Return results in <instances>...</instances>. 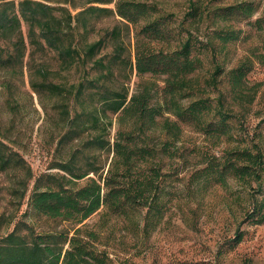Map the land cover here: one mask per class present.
Returning a JSON list of instances; mask_svg holds the SVG:
<instances>
[{
    "label": "trees",
    "instance_id": "1",
    "mask_svg": "<svg viewBox=\"0 0 264 264\" xmlns=\"http://www.w3.org/2000/svg\"><path fill=\"white\" fill-rule=\"evenodd\" d=\"M196 1H190L186 12L192 18L204 15L201 2ZM17 4L18 8L14 0L0 1V32L15 31V47L24 48V21L29 44L39 35L42 48L54 50L67 66L78 63L84 73L70 87L72 102L60 104L64 124L55 149L63 154L53 158L46 170L33 174L22 155L0 138V169L12 171L22 186L20 192L12 193L19 200L17 205H21L31 184L23 215L31 210L38 217L69 225L37 230L32 223L22 218L14 220L12 215L5 222L6 230L0 233V264H117L101 240V229L112 223L113 232L117 224L142 239L150 236L171 203L181 199L188 187L181 174L187 160L186 148L180 142L183 125L201 133L213 145L233 140L230 121L241 119L255 94L246 81L254 61L246 57L230 68L226 72L228 96L223 92L213 96L221 81L222 66L214 64L207 77L198 75L202 59L194 53L197 37L190 29H185L181 37L180 29L175 28L170 16L160 13L157 4L116 0L114 11L120 24L105 34L111 42L110 52L98 56L105 38L87 43L82 53L75 44L73 21L99 8L88 6L72 14L66 7L39 0H18ZM102 9L113 12L111 8ZM255 11V0H237L207 13L228 22L248 19ZM260 19L254 20L259 28ZM132 29L135 45L131 52L123 36ZM239 33L227 25L215 28L213 37L224 45ZM174 40L178 41L176 46L171 44ZM256 59L264 65V54ZM88 62V69L96 71L94 76L87 74ZM126 71L138 77L130 95L124 85L112 84L117 74ZM53 88L59 90L57 85ZM259 122L264 123V117ZM111 127L114 133L110 138ZM254 133L252 138L258 136L259 140L250 146L236 144L219 156L210 153L206 165L194 170L192 177L198 189L217 184L228 190L230 180L248 189L256 183L262 196L258 199L249 194V217L254 223H262L264 133ZM193 151L203 153L198 146ZM174 181L175 186L170 188ZM234 197L239 201L243 194L237 191ZM94 213L100 216L98 229L84 222ZM235 237L237 243L242 234Z\"/></svg>",
    "mask_w": 264,
    "mask_h": 264
},
{
    "label": "rangeland",
    "instance_id": "2",
    "mask_svg": "<svg viewBox=\"0 0 264 264\" xmlns=\"http://www.w3.org/2000/svg\"><path fill=\"white\" fill-rule=\"evenodd\" d=\"M14 1L15 7L18 8V0ZM39 1L66 7L72 14L88 6L99 8L81 14L73 21L76 32L75 44L83 53L87 43L105 38V46L96 56L110 52L111 42L105 34L115 24H120V18L114 11L116 0ZM136 1L157 4L160 13L170 16L175 28L180 29L181 37L185 36V29L193 32L197 37L198 46L194 53L202 59V67L197 71L198 75L207 77L214 64L222 66L221 81L217 89L213 91V96H216L218 92L228 96L229 85L226 72L246 57L254 61L250 72L246 75V81L251 87L250 90H255V94L253 101L247 104L248 110L241 119L230 121L234 136L231 141L223 140L218 145H213L204 135L183 125L180 142L186 148L187 160L183 163L184 169L181 174H184L182 182L188 187L181 199L171 203L164 219L149 237L146 239L137 237L119 229L116 223V225L113 224L115 225L113 232L112 223H110L107 228L101 229L103 232L100 236L101 240L106 244L107 250L117 264H197L201 262L264 264V221L254 223L249 217L252 206L248 199L249 194H255L258 199L262 196V193L258 192L256 183L248 189L249 187L243 188L237 181L230 180L228 190L217 184L198 189L194 183L196 178L192 177L194 170L206 165L210 153L213 152L219 156L223 150L236 144L250 146L253 141L259 140L258 136L252 138L256 134L254 132L264 133V123L259 122L264 117V65L256 59L257 55L264 54V0H255L256 11L252 17L231 19L228 22L208 15L207 10L212 11L215 6L230 4L237 0ZM190 1L201 2L200 8L204 15L200 18L188 16L186 12ZM102 8H111L113 12H107ZM257 17H261V28L254 24ZM227 25L240 30V33L236 39L223 45L219 39L213 37V30ZM27 28V24L22 21L21 30L25 36L24 48L15 47V31L9 34L0 32V57L7 60L0 61V138L8 146L16 149L30 166L33 174H37L46 170L53 158L63 154V151L59 153L55 149L59 132L64 124V120L61 119L60 104L72 102L73 92L70 87L83 76L84 69L78 63L67 66L54 50L42 48L39 44L42 40L37 34L34 43L29 44L26 37ZM123 38L127 48L132 52L135 45V30L132 29L129 35L124 34ZM177 42V40L172 41V46H176ZM89 66L90 62L86 64L87 74L89 72L88 76H94L96 71L88 69ZM137 82L138 77L135 72L130 74L120 72L112 84L124 85L130 95ZM54 85H57L59 90L53 88ZM234 109L240 110L238 106H234ZM113 133L114 128L111 127L110 138ZM261 145H264V142ZM68 146L69 143L66 144L64 151ZM194 146L201 148L203 153L196 154L193 151ZM174 162H176L175 159ZM17 180L12 171L0 169V215L2 216L0 233L6 230L5 222L12 215L14 220L22 218L32 223L37 230L69 226L66 222L38 217L31 210L27 216L23 215L27 209L26 199L31 184L21 205H17L19 200L12 195L14 190L18 192L22 190ZM171 184L170 188L175 186L176 182ZM237 191L243 194L242 200L235 199L234 195ZM260 192H264V188ZM99 218V214L94 213L84 222L89 227L98 229ZM12 226L13 223L8 226V229ZM110 230L112 232L108 235ZM237 233H241L242 237L239 242L234 243Z\"/></svg>",
    "mask_w": 264,
    "mask_h": 264
}]
</instances>
